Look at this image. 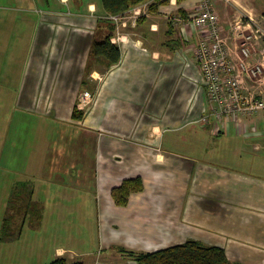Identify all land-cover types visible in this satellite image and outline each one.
Wrapping results in <instances>:
<instances>
[{
	"label": "crops",
	"instance_id": "obj_1",
	"mask_svg": "<svg viewBox=\"0 0 264 264\" xmlns=\"http://www.w3.org/2000/svg\"><path fill=\"white\" fill-rule=\"evenodd\" d=\"M219 1H230L211 0L242 85L247 94L264 96V0L261 16L248 15L245 21L228 20ZM101 2L0 0V58L9 54V42L19 49L25 43L15 87L9 77L11 54L0 66L3 89L15 108L22 107L20 115L47 120L51 111L64 142L83 141V146L73 147L75 154L86 151L87 143L94 145L98 159L91 190L104 202L106 215L120 214L129 243L153 252L179 245L188 235L225 249L233 264L238 259L241 264H264V112L241 120L211 116L209 123L199 124L211 112L197 59L203 35L189 19L198 14L201 0H170L160 6L133 28L141 38L117 33L113 43L120 48L121 60L111 67L92 56L94 37L106 29L109 17L101 11ZM77 106L80 120L73 117ZM123 138L136 140L126 145ZM183 142L184 151L179 149ZM129 152L137 153L135 166ZM113 154L119 156L118 169L112 167ZM75 167L81 169L80 164ZM60 168L53 169L52 176ZM185 168L190 169V182L183 193L178 192L180 184L174 189L166 185L185 178ZM137 177L143 179L144 191L133 194L127 207L115 205L112 189ZM205 198L208 206L203 209ZM167 204L175 210L166 212ZM156 220L166 223L161 232L152 231ZM200 225L206 228L196 230ZM156 234L158 239H153Z\"/></svg>",
	"mask_w": 264,
	"mask_h": 264
},
{
	"label": "rangeland",
	"instance_id": "obj_2",
	"mask_svg": "<svg viewBox=\"0 0 264 264\" xmlns=\"http://www.w3.org/2000/svg\"><path fill=\"white\" fill-rule=\"evenodd\" d=\"M229 1L218 2L228 20L238 18L245 21L248 20V15L254 18L261 16L262 10L259 8L263 4L262 0ZM57 8L61 11L65 9L60 5ZM194 16L195 14L192 17ZM137 23H134L133 18L126 19V26L121 27L118 37L135 33L141 38L140 31L133 30ZM251 30L254 31L253 28ZM103 33L105 29L99 30L94 38L102 36ZM24 45L22 43L19 49V45L9 42L5 47L6 52L11 54L9 77L13 80V87L19 77ZM183 51H187L186 46ZM6 57L0 58V66L6 62ZM2 77L0 73V264H50L58 256L79 259L84 264L130 263L125 252H120L121 249L130 253H140L141 249L134 246L137 245L136 242H128L130 235L127 234V228L120 224V214L106 215L104 202L102 204L98 199L95 189L91 190L96 180L95 167L98 159L94 145L87 143L86 151L75 154L73 147L83 146V141L80 144H75V141L69 144L64 142L59 137L60 124L54 122L56 119H53L51 111L48 112L47 120H40L28 113L20 115L22 107L15 108L10 93L2 87ZM10 92L13 95L16 93L15 90ZM133 139L123 138L126 145H132L129 142H135L136 139ZM106 142L107 140L104 145ZM183 145L179 149L184 151V142ZM127 155L129 162L135 166L133 160H137V153L129 152ZM201 156L195 154V157ZM102 157L106 158L107 155L103 154ZM118 157L111 155L112 167L114 165L116 169L119 168L116 166ZM122 162H126V159ZM76 164H80L81 169L75 167ZM56 168L60 170L52 176L51 173L54 174L53 169ZM47 172L50 173L49 178L45 176ZM184 174L185 178L176 183L165 181L166 185L173 189L181 185L183 188H178V192L183 193V189L190 182V169L185 168ZM167 193L171 195L170 191ZM170 206L165 205L166 212L175 210ZM201 206L203 209L208 206L206 198L201 200ZM165 225L166 223L156 220L152 231L161 232L160 228ZM200 228L206 227L200 225L196 230ZM166 230L169 232L170 228ZM152 236L153 239H158V234ZM144 237L148 238L149 235L144 234L142 238ZM197 237L208 239V236ZM189 240L191 239L188 235H185L182 241L184 243ZM165 248L168 247L162 249ZM61 249L64 252L58 255ZM233 262L241 264L243 261L238 259Z\"/></svg>",
	"mask_w": 264,
	"mask_h": 264
},
{
	"label": "built area",
	"instance_id": "obj_3",
	"mask_svg": "<svg viewBox=\"0 0 264 264\" xmlns=\"http://www.w3.org/2000/svg\"><path fill=\"white\" fill-rule=\"evenodd\" d=\"M149 4L134 8L122 16L111 15L109 20L118 26V35L126 19L133 18L136 23L148 15ZM190 21L203 35L197 47V59L207 86V99L211 107L209 114H204L199 124H207L210 117L217 119L241 120L242 117L264 112V96L247 94L240 80L237 65L231 60L229 50L223 37L219 15L212 6L211 0H201L196 16ZM250 56L249 50H243ZM84 104V101H83Z\"/></svg>",
	"mask_w": 264,
	"mask_h": 264
},
{
	"label": "trees",
	"instance_id": "obj_4",
	"mask_svg": "<svg viewBox=\"0 0 264 264\" xmlns=\"http://www.w3.org/2000/svg\"><path fill=\"white\" fill-rule=\"evenodd\" d=\"M187 0H177L178 3ZM170 0H102L100 9L109 16H122L134 8L149 4V12L157 13L160 6L167 5ZM107 15V16H108ZM145 19L140 18L137 26L144 23ZM107 23L105 33L94 42L92 56L97 61L102 59L107 67L117 65L121 60L120 48L113 43V39L118 33V26L111 20L105 19ZM81 111L78 106L75 107L73 117L80 120ZM144 191V182L141 177L127 179L111 191L112 199L118 207H127L133 194ZM125 252L130 263L127 264H233L227 255L225 249L217 246H208L198 240H189L179 245L153 252ZM133 261V262H131ZM50 264H84L79 259H69L65 256L57 257Z\"/></svg>",
	"mask_w": 264,
	"mask_h": 264
}]
</instances>
